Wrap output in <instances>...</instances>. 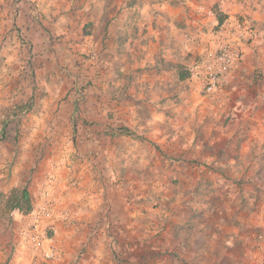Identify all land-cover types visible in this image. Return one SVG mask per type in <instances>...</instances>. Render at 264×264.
Returning <instances> with one entry per match:
<instances>
[{"label":"rangeland","instance_id":"rangeland-1","mask_svg":"<svg viewBox=\"0 0 264 264\" xmlns=\"http://www.w3.org/2000/svg\"><path fill=\"white\" fill-rule=\"evenodd\" d=\"M0 264H264V0H0Z\"/></svg>","mask_w":264,"mask_h":264},{"label":"built area","instance_id":"built-area-1","mask_svg":"<svg viewBox=\"0 0 264 264\" xmlns=\"http://www.w3.org/2000/svg\"><path fill=\"white\" fill-rule=\"evenodd\" d=\"M198 11L206 16L216 17L215 11L210 6L201 5ZM255 38L254 29L249 26H242L238 22H225L220 26V30L213 36L211 45L206 49L198 71L204 92L208 95H216L225 89L226 83L230 80L233 71L243 57L244 45ZM52 183L53 176L48 181L49 186ZM46 212H49L48 206L43 204L42 210L37 212L39 216L34 218L32 222V226L35 227L34 231H38L41 215ZM53 252L54 250L51 249L47 255L52 256Z\"/></svg>","mask_w":264,"mask_h":264},{"label":"trees","instance_id":"trees-1","mask_svg":"<svg viewBox=\"0 0 264 264\" xmlns=\"http://www.w3.org/2000/svg\"><path fill=\"white\" fill-rule=\"evenodd\" d=\"M225 18V15L221 12L219 13V21L222 22ZM185 78L186 76L183 75ZM121 131H127L128 128H120ZM123 133V132H122ZM8 206L11 209H18L23 213H29L33 209L32 195L27 187L15 188L11 191V195L8 198ZM52 235V232H49V236Z\"/></svg>","mask_w":264,"mask_h":264}]
</instances>
